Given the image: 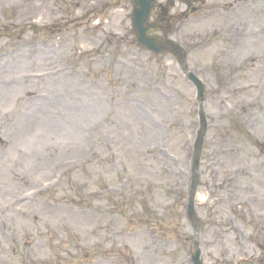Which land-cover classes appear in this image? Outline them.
<instances>
[{
	"label": "rangeland",
	"instance_id": "374dc122",
	"mask_svg": "<svg viewBox=\"0 0 264 264\" xmlns=\"http://www.w3.org/2000/svg\"><path fill=\"white\" fill-rule=\"evenodd\" d=\"M6 2L15 4L18 12H24L26 6L30 5L38 20L49 19L56 11L55 16L60 15L67 6L66 0H31L29 3L25 0H0V5ZM74 2L76 5L70 7L68 12L72 19L76 14L81 15L92 3L105 1ZM249 3L250 8L247 7L244 12L237 11L233 15L230 12L227 18L195 24L187 30L183 29L186 35L176 34L172 37L187 46L192 41L186 38L189 32H197L204 26L209 29L221 22H226L228 26L227 31L214 42L212 51H195L189 57L191 69L209 84L213 93L206 104L211 127L208 137L210 144L204 163L203 187L200 190L202 197L199 198V205L204 206L198 211L205 228L203 248L208 255V264H212L215 254L219 253L220 239L228 240L233 250L232 257L238 256L234 243L230 242L233 234L229 232L223 235L218 227L225 211H230L228 208L231 203L232 207L243 206V211L252 206L258 216L264 219V146L242 131L238 133V128L233 126L234 117L226 116L225 107L220 106L223 100L238 101L237 105H241L250 97L248 90L252 91L249 86L254 81L252 72L248 70L249 74L241 73L238 77L232 73L233 69H238L239 63L246 64L248 55L241 45L237 29L246 27L250 34V29L257 33L263 28L264 19H258L264 14V0H251ZM222 4L224 6L225 2ZM90 28L92 31L88 32ZM71 29L79 34L75 41L69 38L65 40V37L61 40L56 38L55 41L40 37L37 46L43 45L48 50L45 53L43 48H38L36 58L43 61L45 67L30 63L20 75L8 73L5 76L13 78L37 73L45 68L51 72L59 70L53 79L36 82L30 92L38 96L26 99V93H20V105H12L9 100L1 105L4 110H0V205L5 210L6 230L11 235L0 232V264H25L29 248L33 249L35 259L46 260L50 257L55 261L54 264L59 256L72 260L75 254L79 255L81 261L73 264H92L94 254H87L84 248L98 243L100 251L96 253L112 256V264H184L183 247L149 242V238L144 235L143 225L150 217L147 209L153 207L160 210V204L169 199L168 190L173 187V182H169L170 179L160 172L164 151L172 153V160H168L167 164L176 171H179V167L185 169L190 162L191 151L179 128L186 127L190 131L196 129V114L191 113L189 106L192 90L173 70L174 62L170 58H147L131 47L119 48L118 51L106 48L105 40L111 31L123 34L131 32L127 11H109L95 23L91 18ZM82 35H92L96 42L91 39L86 42ZM57 42L60 45L56 46ZM258 42V47L264 49V30L253 37L249 45ZM107 53L115 54L112 61ZM24 56L26 61H29L27 58L36 61L34 52L28 55L24 53ZM71 81L76 84L71 93L73 96H69L68 101L74 102L75 97L76 104L52 107L47 104L45 108L51 110L49 117L41 115L44 103L50 102L48 95L65 90L68 84H62ZM236 85L246 86L248 90L233 91ZM215 87L222 88L229 97L222 98L215 93ZM249 101L254 107L257 105L252 98ZM92 111L95 112L93 119L89 118ZM66 115L73 123L63 120ZM263 115L257 116L254 111L258 122L252 119L245 125L264 142ZM59 121H65L63 129L68 131L70 124L73 127L84 125L90 128L86 147H95L94 159L87 164H79L60 188L48 197L23 202L21 199L25 191L50 180L52 172H59L67 160L82 156L81 153L76 155L70 142H64L54 135V131L58 130L55 124ZM84 121L87 122L82 124ZM241 122L238 123L239 128L246 130ZM238 152L240 156L234 162L231 157H235ZM212 160L215 164H224L220 188H213L218 199L223 201L221 208L207 206L206 203V196L213 187L210 180ZM261 164L263 169H258L257 166ZM123 178L131 179L132 185L118 200L116 213L106 215L104 208L107 202L102 197L93 203L84 199L85 193H96L106 184L120 183ZM77 183L83 187L77 190ZM137 189L147 192L140 194L139 200L133 202L129 197L132 198ZM94 204L93 211L91 206ZM81 209H85L86 214L79 213ZM182 212L178 208L173 221L167 223L165 230L169 238L179 235L180 239L189 240L192 231ZM129 233L138 235V238L132 239ZM13 238L14 243L10 245L9 241ZM32 242L34 244L30 245ZM56 243L58 249L54 247ZM124 244L128 245L126 252L119 247ZM258 256L256 253L252 262L256 263ZM90 257L92 259L87 263L82 261Z\"/></svg>",
	"mask_w": 264,
	"mask_h": 264
},
{
	"label": "bare ground",
	"instance_id": "6f19581e",
	"mask_svg": "<svg viewBox=\"0 0 264 264\" xmlns=\"http://www.w3.org/2000/svg\"><path fill=\"white\" fill-rule=\"evenodd\" d=\"M10 62V61H9ZM19 63L18 61H15L13 60L9 65H0V72L1 71H6V72H13V73H16L17 71H19ZM29 64V63H27ZM27 64H21V67L25 68V66ZM23 79V77H22ZM33 81H25V80H22V84L25 86L24 88H14V92L15 94L13 96H17L16 94L19 93V91H28L29 88L31 87V85L33 84L32 83ZM6 94L7 92H1L0 93V100L6 98ZM69 131L68 130H63V129H58V130H55L54 131V135H56L57 137H59L60 139H62L64 142L65 141H70V142H73V141H76V145H79V143H83L85 142V136L80 134V132H76L75 131V128L74 127H69ZM82 133V132H81ZM41 139V138H40Z\"/></svg>",
	"mask_w": 264,
	"mask_h": 264
}]
</instances>
